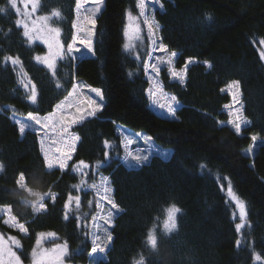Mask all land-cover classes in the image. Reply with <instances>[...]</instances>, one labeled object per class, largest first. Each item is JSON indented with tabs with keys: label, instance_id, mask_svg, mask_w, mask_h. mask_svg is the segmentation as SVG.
<instances>
[{
	"label": "trees",
	"instance_id": "trees-1",
	"mask_svg": "<svg viewBox=\"0 0 264 264\" xmlns=\"http://www.w3.org/2000/svg\"><path fill=\"white\" fill-rule=\"evenodd\" d=\"M39 12L60 13L52 24L66 51L74 35L76 0H39ZM128 12L138 16L137 0H104L92 54H65L53 74L35 60L43 45L27 41L11 1L0 0V232L20 241L24 263L31 259L38 234L52 232L67 243L70 264H135L141 256L145 264H264V0H160L153 12L160 25L157 41L176 53L171 67L185 73L182 84L168 64L159 68L161 88L176 97L175 115L152 108L145 68L150 44L144 37L146 45L125 47ZM5 57H18L20 63ZM22 75L36 85V104L26 99ZM78 81L100 89L104 107L71 129L80 140L68 169L49 170L38 126L20 134L15 121L29 112L45 116L53 111ZM233 81L240 82L247 120L239 134L230 123L236 104L227 87ZM119 127L122 133L129 129L150 137L167 156L152 154L127 165V139ZM80 160L88 165L86 174L73 168ZM20 173L24 187L17 183ZM100 177L107 178L109 198L118 206L109 242L102 223L93 220L99 196L90 185ZM227 187L245 204L247 221L239 231ZM49 190L57 194L55 202L45 196L47 211L34 213L37 197L32 193ZM69 193L81 199L79 207L72 202L65 219ZM172 205L181 212L176 231L166 236L163 221ZM109 208L105 202L103 210ZM10 215L25 225L26 234L4 222ZM154 226L152 247L146 240ZM94 234L101 237L97 243L104 251L91 252Z\"/></svg>",
	"mask_w": 264,
	"mask_h": 264
},
{
	"label": "snow or ice",
	"instance_id": "snow-or-ice-1",
	"mask_svg": "<svg viewBox=\"0 0 264 264\" xmlns=\"http://www.w3.org/2000/svg\"><path fill=\"white\" fill-rule=\"evenodd\" d=\"M155 3H159V0H153ZM25 9L28 8V5L31 4V12L25 11V15L30 17L32 13H35L38 6L39 0H22ZM85 3H91L94 7L91 8L90 12L81 14L79 9ZM104 5V0H76V10L77 16L73 22L74 35L72 38V42L67 45V49L65 51L63 44L61 43L60 30L59 28L51 27L48 23V16H39L36 19L31 21V27L28 22H24L21 25L25 31L23 35L28 38L29 42L34 40H39L45 45L48 49L47 54L44 56H36L35 60L41 62L43 65H46L48 69L53 70V74L56 67V62L58 58H63L65 54H72L74 52H78L80 49L76 48L75 45L77 41L80 45L87 48L90 52L93 51V40L91 37L94 35V29L96 27V14L102 11V6ZM137 7L140 9L139 16L144 17V24L147 27V32L149 39L153 46H156L158 37L156 36V32L159 30L160 25L155 22L154 19H150L145 15L146 3L145 0H137ZM52 15L59 16V12H53ZM211 19V17H208ZM128 24L125 28V35L129 38L133 36H138L141 29L140 24L138 23L139 17H133L131 12L127 13ZM83 33L87 38L79 39L78 34ZM264 44V41H261ZM127 48L128 45L126 44ZM166 45L160 43L158 46V50L163 52L166 49ZM176 53H172L167 57V64L170 66L169 71L173 78H179L180 83H184L185 73L183 71L177 72L174 68L171 67L173 63V57ZM262 58H264V53H262ZM6 61H11L12 64H19L18 57H5ZM156 60L159 63L165 62L164 56H157ZM191 63V59L186 62ZM207 64L208 62L205 61ZM145 68L152 69L153 71L159 73L160 69L157 63H146ZM28 87V84L24 85ZM79 85H73V90L69 94L68 97L62 103L56 104L53 108V111L47 113L44 117H40L38 113L29 112L27 113V118L31 120L37 128H35V132L39 136L40 143V151L43 154V164L47 169L59 168L60 170L68 169L69 161L72 160L73 154L77 151V143L80 140V137L71 131L73 126L79 125L84 122L88 117L96 116L104 107L103 96L101 94L100 89H91L92 92L96 93L97 97L100 98V102L97 99H94L92 96H84L83 92L78 91ZM229 94L232 98L234 104H238L239 107L235 109L234 112H230L232 116V120L230 123L234 125L235 132L239 134L241 132L242 124L246 123L247 120L243 115L244 105L240 101V82L233 81L228 86ZM149 95L155 97L156 91L149 90ZM83 97V99H73L74 97ZM26 99L32 104H36L38 102V91L36 85L34 83L31 84L29 94L26 96ZM172 100L175 101L176 97H172ZM161 108H165L168 113L175 115L176 109L172 103L167 105L161 104L159 105ZM226 107L231 108L232 105H227ZM74 109V111H73ZM16 125H18V132L20 134H24L26 129L29 127V124L21 122L20 120L15 121ZM252 141L255 142L257 140V136L253 135L251 137ZM130 143V142H129ZM105 146H108V141H104ZM249 151H252V147H249ZM108 153L105 152V156ZM128 156H132L131 152L127 153ZM133 159L138 162H142L148 159L147 156H139L136 155ZM98 164L100 162H97ZM88 167L85 161L80 160L77 164L73 165L75 171L84 173V170ZM4 169V165L0 163V170ZM86 174V173H84ZM107 181V178H104ZM24 174L20 173L19 179L17 183L20 184L21 187H24ZM83 184V180L81 181ZM103 186V185H101ZM75 188H80V185L73 186ZM93 188H96L97 185L93 184ZM105 199L111 205L112 210H118V206L113 203V201L108 197V193L111 192L110 187H104ZM229 193L232 194V189L229 187ZM56 193L49 190V192L45 194H37V200L32 202V211L34 213H43L47 211V205L44 202L45 196L50 197L51 201L54 203L56 199ZM233 200H235L237 207L240 212V219L243 221L246 217L245 212V204L234 194H232ZM80 196L77 195L73 197L71 193H69L68 198L65 202V219L68 218V210L71 207L73 201H75L76 206L79 207L80 204ZM99 208V204H97ZM108 211L106 216H101L100 219L104 220L106 223L111 224L113 219V211ZM181 212L177 206L172 205L167 210L166 219L163 221L162 232L166 236H170L174 231H176L177 224V214ZM96 217H93L95 220ZM6 224H9L13 228H17L21 233H27L28 229L25 227L23 223H18L16 221L15 216H9L7 220L4 221ZM99 228V225H96ZM237 231H239L243 224L235 225ZM154 229L150 230L147 234L146 243L149 246L154 247L156 244V236L154 235ZM103 232L105 235V242H109L112 240L111 232L108 228H104ZM55 233H39L36 240L37 247L32 251V264H64L63 257L68 253V246L65 242L62 245H57L55 249L52 250H44L41 248L42 241L46 237H54ZM101 237L99 235L94 234L93 238V247L91 248V252L95 253L98 248L100 251H104V248L100 247L97 243L100 241ZM237 245H239V241H237ZM20 241L15 237H9L6 241L3 236H0V264H23L21 256L17 254V251L14 250V247H20ZM256 260H259L260 257L256 256ZM135 264H145V258L143 256L140 257L139 260L135 262Z\"/></svg>",
	"mask_w": 264,
	"mask_h": 264
},
{
	"label": "rangeland",
	"instance_id": "rangeland-1",
	"mask_svg": "<svg viewBox=\"0 0 264 264\" xmlns=\"http://www.w3.org/2000/svg\"><path fill=\"white\" fill-rule=\"evenodd\" d=\"M10 1H11L12 6L14 7V9L17 12L18 23H19L20 26L23 25L24 22L26 21V22L29 23V26L31 27V21L33 19H36L39 16H48L49 17V21H48L49 25L51 27H55L52 24L53 23L52 20L55 17L54 15H52L53 12L48 13V14L40 13L39 12V6H38L36 12L35 13H32L30 17H27L25 15V11L31 12V4H29L28 5V8L25 9L24 4L22 3V0H10ZM145 3H146L145 15L148 16L150 19H153V12H154V10L156 8H158L160 6V0H159V3H155V2H153V0H145ZM92 7H94L93 4H91V3H85V4L82 5V7L79 9V11H80L81 14L88 13V12H90V10H91ZM139 13H140V9H139ZM97 14H96V16H97ZM76 16H77V10H76ZM133 17H135V16H133ZM136 17H139L138 23L140 24L141 31H140V33H139L138 36H133L131 38H129L128 36L125 35V44H127L128 47H134L136 45L137 46L138 45L139 46L146 45L145 40H144V37H146V39L148 40V42L150 44V54H149V57L147 59V63H149V64L150 63H157L158 64V67L160 68L165 63L167 64V57L170 56L172 53L169 52L167 49H165V51H163V52L159 51L158 50V46H159L158 41H157L156 46H153L152 43H151V40L149 39V36H148L147 27L144 24V17H140L139 14ZM127 24H128V20H127ZM22 29H23V32H24L25 29L23 27H22ZM156 36H157V32H156ZM25 38L28 41V38L27 37H25ZM78 38L79 39H84V38H87V37L83 33H81V34H78ZM92 38H93V36L91 37V39ZM36 42L42 44V42L39 41V40H34L32 42H29V43H36ZM43 47H44V52L41 53V54H39V56H44V55L47 54V51H48L47 47L45 45H43ZM75 47L78 48V49H80V50L78 52H74V53L71 54L74 58L85 57V56H89V55L92 54V52H90L87 48H85L82 45H80L78 41H77ZM157 56H164L165 57V62L164 63H159L156 60V57ZM174 57H173V59H174ZM39 63H41V62H39ZM44 66H46V65H44ZM146 70H147L146 71V74H147V77H148L149 82H150L148 91L150 89L153 90V91H156V96L155 97H153V96L150 95L152 108L157 113H159L161 115H171L166 110V107L165 108H161L159 105H161V104L167 105L169 103H172L173 106L176 109V107H177L176 106V103L172 100L171 95L167 94L161 88L160 83H159L158 73L155 72V71H153L150 68H148ZM20 80H21V83H22L24 89L29 94L31 84H29L28 81L24 79V76L23 75L20 77ZM25 84H28V87H25L24 86ZM76 84L79 85L78 91L83 92L84 96H89L90 95L94 99H97L98 102H100V98L97 97L96 93H94V92L91 91V89H93V87L87 86L85 83L79 82V81ZM229 85L230 84H228V86ZM227 90H228V87H227ZM68 96H69V94L66 97H68ZM65 98L63 100H61L59 103H62L65 100ZM73 99H83V97L82 96L81 97H78V98L77 97H74ZM235 107L236 108L239 107L238 104H236ZM73 111H74V109H73ZM40 117H44V116H40ZM19 120L21 122H24V123L29 124V126L30 125H35L31 120H29L27 118V115L24 116V117H20ZM120 129L121 128L119 127L118 128V131L120 133H122V131ZM126 130H127V132H131L129 134H127L125 132L122 133L125 136V139H127V140H125V152H124V156H123V159L126 161V164L127 165H129V166H133L134 165L135 166L138 163H140L137 160L133 159V157L136 156V155H139V156H142V157L143 156H147L148 158L152 154H158V155H161L162 157H164V156L166 157L167 156L166 150L163 149V147H160L159 145H157L150 137H148L146 135H142V134H138V135L137 134H134L137 131H132V130H129V129H126ZM128 152H131L132 153V156H128L127 155ZM246 152L249 153V151H246ZM93 184L97 185V187L96 188H93L92 187ZM101 185H103V186H101ZM90 186L92 187V189H94L97 192V194L99 196V203H98L99 204V213H98V215L96 217V222L97 223H99V222L102 223V226H103L102 229L109 228V224L106 223L105 221H102L100 219L101 216H106L107 213H108V211L112 210V208H109L108 210H103V208L105 206V202H108L104 198L105 197V193H104V190L103 189H104V187H107L106 184H105V181H104V177H100L96 182L92 183ZM228 189H229V187H227L225 189V194L227 196V199L230 202H232L233 205H234V209H235L234 216L236 217V219L238 221L237 224H243V226H244L246 224L247 218L245 217V219L243 221H241L239 208L237 207L235 200H233V198H232L233 191H232V194H230L229 191H228ZM109 194H110V192L107 194L108 197H109ZM166 216H167V214H166ZM0 236H3V238L6 241L9 239V237H13L10 234H6V233H2V232H0ZM62 244H64V242L62 240H57L54 237H46L42 241L41 248L44 249V250H52V249H55L57 245H62ZM36 247H37V245H35V248ZM18 248L19 247H14V250L17 251V254L19 255ZM66 255L62 258L63 261H64V264H70L66 260ZM23 264H32V256H31V259H30L29 262H27V263H24L23 262Z\"/></svg>",
	"mask_w": 264,
	"mask_h": 264
},
{
	"label": "clouds",
	"instance_id": "clouds-1",
	"mask_svg": "<svg viewBox=\"0 0 264 264\" xmlns=\"http://www.w3.org/2000/svg\"><path fill=\"white\" fill-rule=\"evenodd\" d=\"M206 15H208L210 17V14L206 13ZM37 194H42V193L39 192V191H35V192L32 193V195H34L35 197H37Z\"/></svg>",
	"mask_w": 264,
	"mask_h": 264
}]
</instances>
